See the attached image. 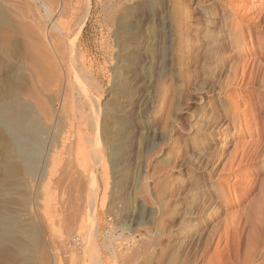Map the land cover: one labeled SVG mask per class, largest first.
<instances>
[{
  "label": "rangeland",
  "instance_id": "1",
  "mask_svg": "<svg viewBox=\"0 0 264 264\" xmlns=\"http://www.w3.org/2000/svg\"><path fill=\"white\" fill-rule=\"evenodd\" d=\"M64 1L68 5L62 18L72 34L86 0ZM91 1L90 18L78 43V59L88 71L84 75L92 78L109 123L100 134L101 162L91 170L95 167L89 151L95 130L87 121L79 122L87 106L72 78L67 104L75 105L73 128L76 136H83L80 141L86 152L75 147L71 157L80 169L87 163L85 173L79 170L83 201L90 176L97 171L101 244L108 235L121 247L119 251L129 246L148 249L136 261L118 258L105 249V264H156L152 252L155 256L164 253L166 264L193 252L197 243L204 244L207 239L204 264H212L222 253L217 250L220 237L224 245L226 240L235 243L257 234L259 188L245 196L250 179L246 172L261 162L231 169L229 160L235 140L251 139L255 120L264 115V0ZM45 16L38 0H0V94L9 98L20 92L29 104V91L38 88L63 124L70 110L63 109L66 82L58 93L54 87L47 91L40 88L42 84L33 78L25 61L26 36L31 34L30 28L29 32L25 29L32 26L31 32H41L51 24ZM24 31L29 35L24 36ZM135 31L138 35L132 43L129 38ZM134 54L140 60L135 66L129 62ZM133 76L138 77L140 89H130ZM131 100L134 105L127 114L125 104ZM231 123L235 139L228 146L226 159L210 174L223 147L220 128ZM208 126L212 128L209 131ZM42 136L41 160L33 171L9 152L0 123V215L4 217L0 264H71L76 255L84 257L85 246L76 227L69 229L58 222L51 226L45 220L51 214L62 219L64 214L54 212L55 205L63 199H77L75 193L74 197L55 184L63 175L61 165L66 157L57 153L59 145L52 149L53 144H59L57 135ZM50 152L56 153L57 162L47 168ZM211 153L215 154L212 160L208 159ZM78 154L83 157L77 159ZM122 240L123 246L119 245ZM252 247L249 257L255 254Z\"/></svg>",
  "mask_w": 264,
  "mask_h": 264
},
{
  "label": "bare ground",
  "instance_id": "2",
  "mask_svg": "<svg viewBox=\"0 0 264 264\" xmlns=\"http://www.w3.org/2000/svg\"><path fill=\"white\" fill-rule=\"evenodd\" d=\"M122 1L124 3L125 0H117V2H119L120 4L122 3ZM38 2L40 4V7L42 8V11H44L45 15L51 20V24H49L48 27L46 26L45 29L43 28H41V30L39 29L41 32H38V30L37 31L33 30L32 32L34 34H32L31 32V30L33 29V28L31 29L32 26L26 27L25 30H28L30 28L29 29L30 32L29 30L28 32L29 34L30 33L32 34V35L30 34V36H26L29 38L28 42L25 43L26 44L25 55L27 54L26 60H25L26 66L30 70L31 74L33 75V78L38 83L42 84V86H39L36 82L35 85L37 84L40 88L46 91L51 90V87H54V90L56 91H54L53 89L52 90L58 93V89L60 90L61 88L62 90L63 88L62 87V85H64L63 82H66L65 83L66 85H64V87L66 86V89H67V90L64 89V93H65L64 100L66 101V103H64L63 109L67 110L70 107V110L68 111V114L64 116L65 121L62 124V119L59 120L60 117L54 114L53 110H51L49 105L48 106L46 105V101L43 99L42 94L36 91V89L38 90V88L35 89L33 87V90L29 91L28 93L29 104L26 103V98L24 94H21L20 92L9 98H4L0 94V123L3 125V136L5 139H7L8 144H9V152L11 154H14V156L19 157L23 159L25 162H27L31 166V169L34 171L36 168V165L41 160L40 148L42 147L43 141L45 140V137L42 136V134H50L51 132H53L54 135H57V138H58L57 141L59 142V144H56V143L53 144L52 149L54 146L59 145L61 150L59 152H57L56 150L55 151L59 154H63L64 156L66 155V157H63L64 158L62 161L63 165H61L62 170H63V175L61 178L55 181V184L57 186L64 187L65 189L64 188L63 189L65 191L68 190L70 195L74 196V193H75L77 201L74 202L72 200V197H70V199L72 200L71 202L63 199L60 205L59 206L55 205V208H54V212H60L61 214H64L63 218L56 219L55 216L51 214L49 218L45 220L48 222L47 224L51 226L58 222V224H60L61 226L63 224L64 227H68V228L76 227V229L78 230L77 235L80 238H82V243L85 246V249L83 251L84 257L83 259H81V258H78V255H76L74 257L75 260H72L73 263L71 264H105V260H104V250L105 249L110 250V252L115 254L118 258L123 257V259L126 261L127 260L136 261V259L140 255L148 253V249L145 248V249H142L141 251L137 247L129 246L119 251L118 250L119 247L117 248V246L115 245L116 243H115L114 238H111L112 236H108V235L105 237L103 241L104 245L101 244V242L99 241L100 239H98V236L100 235L99 234L100 231H99V222L97 220L98 218L96 215L97 213L96 205L99 200L100 192H99V184L96 178L97 171L96 172L93 171L92 175L90 176L88 193H86L87 194L86 200L83 201L84 196L82 195L80 191L81 174L79 170H82L85 173L88 170L86 167L87 163L83 164L82 166L83 168L80 169L79 167H77L76 163L74 162L75 160L71 157L73 153L72 151L75 149V147H77L76 149L79 151L81 150V148L84 147L83 146L84 144L80 141V139H82L83 136H80V135L76 136V130H74L73 128L74 123L77 120L73 113L75 105L69 104L70 105L69 106L67 104L68 103L67 99L70 97L69 89L73 88V86L70 88V85H69L70 83H72L70 82L71 80L74 79L75 84L73 83V85H75V88H77V91H78L77 94L79 93V96L81 97L80 99H82L83 104L87 106V107H83L84 109L82 111H84V113L79 118V122L87 121L92 126V128L95 130V132L92 131L94 132L95 135L92 134L93 137L91 138V142H90L91 149L89 151V154L92 155V158L94 159L93 165L95 167L94 169H91L90 167L91 170H96L97 169L96 165H98L101 162L100 159L102 158L101 157L102 155H100L101 153L100 149H102L101 148L102 146L100 143V134L102 130H104L108 126V123H109L107 115L103 114V104H101L100 102V97H98V95L94 93L93 84L90 82V79L92 80V78H90V74H88V77H87V74L84 75L88 71L84 70L85 64L83 63L81 64L78 59V43H79V39L82 34V31L85 28L90 18L92 1L86 0L85 10L83 14L81 15L80 19L76 21L77 23L75 24V28H74L75 30L73 31L70 28V30H72L71 32H73L72 34H69L67 32L65 22L62 18L67 13L66 4L68 5V2L64 0H38ZM70 2L72 3V1ZM146 5L148 4L146 3ZM70 9H68V11ZM143 12L145 11L143 10ZM137 32L135 31V33L133 34L131 33L132 35L130 36L129 39L132 40V43H133V40L137 38V35H138ZM24 33L28 34L25 31L23 32V34ZM135 48L137 47L134 46V49ZM131 53L133 52L130 51V54ZM132 55L133 54H131V56ZM126 59L128 60V58ZM138 60L139 59L135 55V57H131L129 62L135 66L138 63ZM2 61L3 59L0 58V63H2ZM234 79H231V80H234ZM240 80L244 81L245 78H240ZM129 81H130L129 82L130 89L132 88L140 89L139 79L137 76H133V78ZM236 82L238 83V81ZM223 89L224 87L220 88L221 93L224 91ZM64 93H63V96H64ZM261 100H263L264 102V95ZM132 104H133L132 100L126 102L124 111L127 114L128 112L132 111L131 110ZM252 111L253 109L250 110V114ZM234 118L235 117H233V119ZM230 122L231 121L227 123H230ZM41 123L43 124V126L40 125ZM254 123L256 125L254 133L249 132L251 139L247 141H243V142H240V141L237 142V140H235L236 142L235 149L229 161L231 164V169L234 168L235 165L237 166L240 165V167L245 165L249 167V165L261 162L260 165H257L252 170H249V171L246 170L248 171L246 172L247 173L246 176L247 178H250V179H248L249 181L247 184V191H246L245 196L248 198V196L253 192V190H255L256 188H259V196H260V206H259L260 215L259 217L260 218H258L259 220L257 222V234L254 238L250 237L247 240L241 241L240 240L241 238L239 240H235V243L234 241L230 242L226 240L224 242V245H223L222 237H220L217 242V250H221L222 253L224 254L222 255V253L220 252L217 258L215 259V262L212 264H264V178H263V174H264V115L259 116L258 119H256ZM231 125L232 123L230 125L228 124L226 126L224 125V127L220 128L222 131L220 137L223 139L222 141L223 147L221 146L222 149L221 151L218 152L217 157L214 160V166L212 168L211 166L209 167L211 168L210 174L212 173L214 174V171H216L218 165H220L226 159V155H227L226 151L228 149V146L229 144L233 142V139H235L233 138L234 134L232 135L231 133L232 131H230L229 129V126ZM206 129L211 130L212 128L211 126H208V128ZM206 129L203 128L204 131ZM49 150H51V148H49ZM83 151H85V149ZM51 152H50L51 157L49 158V162L46 161L47 168L56 166L57 155L55 156L56 153L54 154V152L53 153ZM213 155L215 154L211 153L208 159L212 160L215 157ZM81 156L78 154L76 157L77 159H80ZM210 160L207 162V165L208 163L211 164ZM121 174L124 176L127 175L126 171L125 172L122 171ZM104 201H105L104 199L103 201L101 199V204H104ZM3 219L4 217L0 215V224H2ZM68 237H69V234H68ZM65 240H68V238L67 239L65 238ZM63 241H61L59 245L61 248L65 250L66 249L65 244H64L65 242L63 243ZM209 241L210 240L207 239L204 242V244H203V241H202V244L197 243V245L195 246V250L193 252L185 253L183 256H181V258L178 257L176 259H171L168 262H166V264H204V262H206L205 261L206 249H207V246L209 245ZM119 243H120L119 245H122V246L125 244L123 240L119 241ZM222 245H223V248H221ZM234 246H236V249L234 248ZM251 246L256 248L254 250V253L256 255L253 253L254 256L249 257L248 253H250L249 251H251V249H249ZM151 254L154 259L156 258L155 259L157 260L156 264L164 263L165 261L164 253H161L158 256H155L154 252H152ZM58 255H59V252L57 251V256ZM259 257L260 259H257ZM58 259H60V257H58Z\"/></svg>",
  "mask_w": 264,
  "mask_h": 264
}]
</instances>
